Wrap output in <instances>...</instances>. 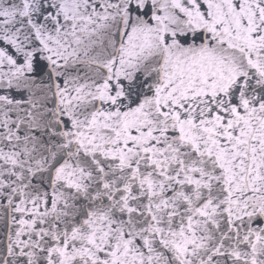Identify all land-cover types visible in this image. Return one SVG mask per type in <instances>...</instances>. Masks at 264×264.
<instances>
[{
    "label": "snow or ice",
    "instance_id": "1",
    "mask_svg": "<svg viewBox=\"0 0 264 264\" xmlns=\"http://www.w3.org/2000/svg\"><path fill=\"white\" fill-rule=\"evenodd\" d=\"M0 264H264V0H0Z\"/></svg>",
    "mask_w": 264,
    "mask_h": 264
}]
</instances>
